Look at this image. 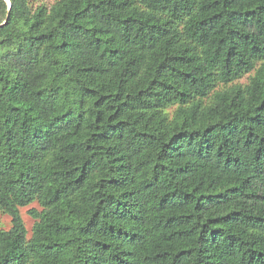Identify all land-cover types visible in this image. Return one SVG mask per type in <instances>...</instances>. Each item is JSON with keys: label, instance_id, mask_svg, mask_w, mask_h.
<instances>
[{"label": "trees", "instance_id": "obj_1", "mask_svg": "<svg viewBox=\"0 0 264 264\" xmlns=\"http://www.w3.org/2000/svg\"><path fill=\"white\" fill-rule=\"evenodd\" d=\"M1 213L0 264H264V0H0Z\"/></svg>", "mask_w": 264, "mask_h": 264}, {"label": "rangeland", "instance_id": "obj_2", "mask_svg": "<svg viewBox=\"0 0 264 264\" xmlns=\"http://www.w3.org/2000/svg\"><path fill=\"white\" fill-rule=\"evenodd\" d=\"M47 3H52L53 0H43ZM247 77L242 80V82H246ZM32 208L40 209V206L37 203H32L27 207L21 208L22 216L25 220L27 229L29 231V234L32 232V228L35 222V219L29 214V210ZM12 226V219L8 214L1 213L0 214V229H10Z\"/></svg>", "mask_w": 264, "mask_h": 264}, {"label": "water", "instance_id": "obj_3", "mask_svg": "<svg viewBox=\"0 0 264 264\" xmlns=\"http://www.w3.org/2000/svg\"><path fill=\"white\" fill-rule=\"evenodd\" d=\"M9 3H10V5H11V2H10V1H9ZM8 18H9V17H8ZM7 22H8V19H7L4 23H7ZM4 23H3V24H4Z\"/></svg>", "mask_w": 264, "mask_h": 264}]
</instances>
